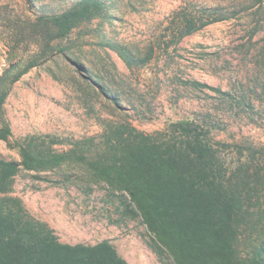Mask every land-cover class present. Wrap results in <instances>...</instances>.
<instances>
[{
	"label": "rangeland",
	"instance_id": "1",
	"mask_svg": "<svg viewBox=\"0 0 264 264\" xmlns=\"http://www.w3.org/2000/svg\"><path fill=\"white\" fill-rule=\"evenodd\" d=\"M75 1L0 0V77L11 65L38 62L13 83L0 108V126L11 129L8 139L0 140V157L20 161L16 142L30 136L56 141L51 148L63 152L77 141L83 148L103 145L119 128L162 137L171 123L194 120L208 125L228 164L264 158V1L179 38L184 13L196 18L204 9L222 7L229 16L242 1L254 0H103L109 17L77 26L61 43L65 54L52 42L42 57L37 16ZM110 43L138 55L151 52V58L129 67ZM191 81L208 86L196 88ZM34 174L15 175L10 195L34 218L27 207L47 216L59 241L107 239L129 264L170 263L148 246L151 234L140 217L118 210L128 195L110 191L85 162L68 161L41 172L42 178ZM257 238L251 227L243 230L237 257H248Z\"/></svg>",
	"mask_w": 264,
	"mask_h": 264
},
{
	"label": "trees",
	"instance_id": "2",
	"mask_svg": "<svg viewBox=\"0 0 264 264\" xmlns=\"http://www.w3.org/2000/svg\"><path fill=\"white\" fill-rule=\"evenodd\" d=\"M263 1H242L229 16L222 7L204 9L206 14L196 18L184 13L179 38ZM108 9L103 0H76L66 9L41 13L35 26L44 44L42 57L52 42L65 54L61 43L73 30L98 16L109 17ZM109 46L129 67L151 58V52L138 55L117 43ZM36 64L33 58L4 71L0 108L13 83ZM189 84L208 86L198 81ZM217 91L235 99L231 93ZM207 126L194 120L177 121L162 137L119 128L106 136L103 145L83 148L85 144L77 141L63 152L51 148L56 141H39L37 136L17 141L20 161L0 157V264H129L107 239L94 244L59 241L46 222L31 216L21 199L10 195L21 170L42 178L41 172L56 170L68 161L85 162L90 174L110 191L128 195L129 201H121L118 210L130 218L140 217L151 234L147 244L160 260L166 255L169 264H264V158L258 157L256 164H228L223 145ZM10 135L8 124L1 125L0 140ZM84 151L95 156L89 159ZM248 227L258 238L248 257L238 258L236 241Z\"/></svg>",
	"mask_w": 264,
	"mask_h": 264
},
{
	"label": "crops",
	"instance_id": "3",
	"mask_svg": "<svg viewBox=\"0 0 264 264\" xmlns=\"http://www.w3.org/2000/svg\"><path fill=\"white\" fill-rule=\"evenodd\" d=\"M29 210H30V212L32 213V215H34L35 217H37L38 219H40L41 221H45V222H47V223H49L50 224V220H49V218H47V216H45V215H41V214H39L38 212L37 213H35V211L34 210H36L37 208L35 207V206H31V207H27ZM72 244V243H71Z\"/></svg>",
	"mask_w": 264,
	"mask_h": 264
}]
</instances>
